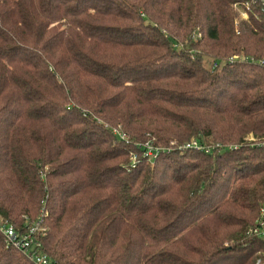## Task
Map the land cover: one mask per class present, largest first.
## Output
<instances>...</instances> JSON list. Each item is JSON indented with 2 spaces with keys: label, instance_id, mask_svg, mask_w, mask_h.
Masks as SVG:
<instances>
[{
  "label": "trees",
  "instance_id": "1",
  "mask_svg": "<svg viewBox=\"0 0 264 264\" xmlns=\"http://www.w3.org/2000/svg\"><path fill=\"white\" fill-rule=\"evenodd\" d=\"M245 1L0 0V223L41 217L55 264L264 263ZM0 264L32 263L0 234Z\"/></svg>",
  "mask_w": 264,
  "mask_h": 264
},
{
  "label": "built area",
  "instance_id": "2",
  "mask_svg": "<svg viewBox=\"0 0 264 264\" xmlns=\"http://www.w3.org/2000/svg\"><path fill=\"white\" fill-rule=\"evenodd\" d=\"M238 7L242 18L247 20L248 13L252 10H259L264 13V0H246L241 6ZM238 33V31H236ZM235 59L231 58L230 61ZM258 64L264 67V59L258 61ZM115 133H117L115 131ZM118 134V133H117ZM198 147L195 142L186 144L185 148ZM162 153L160 150L148 149L142 156L143 158L152 159L156 158L158 154ZM133 163L136 159L132 158ZM249 234H253L259 238H264V223L250 228ZM0 234L3 242L7 247L17 251L24 256L32 264H55L43 251L42 239L46 235V229L43 227L42 218L38 217L35 221L25 222L21 229H16L10 223H0ZM256 264H262L259 261Z\"/></svg>",
  "mask_w": 264,
  "mask_h": 264
},
{
  "label": "rangeland",
  "instance_id": "3",
  "mask_svg": "<svg viewBox=\"0 0 264 264\" xmlns=\"http://www.w3.org/2000/svg\"><path fill=\"white\" fill-rule=\"evenodd\" d=\"M239 15H240V18H242L240 11H239ZM242 20H244V19H242ZM212 65H213V63H212V61L210 59L204 58V66L207 69H210L212 67Z\"/></svg>",
  "mask_w": 264,
  "mask_h": 264
},
{
  "label": "crops",
  "instance_id": "4",
  "mask_svg": "<svg viewBox=\"0 0 264 264\" xmlns=\"http://www.w3.org/2000/svg\"><path fill=\"white\" fill-rule=\"evenodd\" d=\"M262 264H264V263H262Z\"/></svg>",
  "mask_w": 264,
  "mask_h": 264
}]
</instances>
